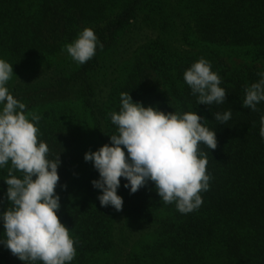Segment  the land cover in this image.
<instances>
[{"label": "trees", "instance_id": "1", "mask_svg": "<svg viewBox=\"0 0 264 264\" xmlns=\"http://www.w3.org/2000/svg\"><path fill=\"white\" fill-rule=\"evenodd\" d=\"M84 28L99 43L81 65L64 45ZM202 57L221 78L223 104H197L184 81ZM0 59L13 66L9 92L41 116L48 158L60 154L57 214L75 240L70 264H264V101L257 111L242 104L264 72V0H0ZM122 92L165 113L195 111L216 132V149L199 146L211 178L197 210L164 204L151 181L131 193L123 177L122 211L101 206L99 172L84 157L111 144ZM229 110L226 124L215 120ZM10 166L0 168V214ZM4 232L0 219V241ZM0 264L25 262L0 242Z\"/></svg>", "mask_w": 264, "mask_h": 264}, {"label": "clouds", "instance_id": "2", "mask_svg": "<svg viewBox=\"0 0 264 264\" xmlns=\"http://www.w3.org/2000/svg\"><path fill=\"white\" fill-rule=\"evenodd\" d=\"M98 43L94 30L84 28L64 50L82 65L95 56ZM12 74L13 66L0 59V168L11 162L4 179L10 203L0 214L5 229L0 242L25 264H70L76 256L75 240L57 214L61 207L55 191L60 180V154L48 158L49 147L39 139L37 127L41 116L35 112L26 115L27 106L6 87ZM259 75L258 82L245 88L242 102L252 111L264 101V72ZM184 81L197 96V104L219 105L226 100L221 78L203 57L184 72ZM120 102L119 112L109 114L117 127L116 134L110 135L111 144L84 157L99 172L100 178L92 184L102 191L98 196L101 206L122 211L124 201L117 190L123 177L127 180L124 187L131 193L151 181L164 204L175 203L182 214L197 210L203 203L201 192L209 189L211 178L206 171L207 153L199 146L216 149V132L206 127L207 120L195 111L165 113L134 102L128 92L120 94ZM231 116V110L214 113L220 124H226ZM260 124L264 138V116Z\"/></svg>", "mask_w": 264, "mask_h": 264}]
</instances>
